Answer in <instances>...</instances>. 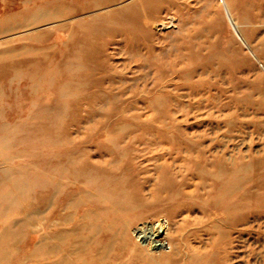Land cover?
Returning a JSON list of instances; mask_svg holds the SVG:
<instances>
[{"label":"rangeland","instance_id":"rangeland-1","mask_svg":"<svg viewBox=\"0 0 264 264\" xmlns=\"http://www.w3.org/2000/svg\"><path fill=\"white\" fill-rule=\"evenodd\" d=\"M156 1L143 17L134 13L131 30L97 19L114 6L4 30L21 10L41 16L43 0H0V128H15L11 144L0 145V174L22 175L33 190L22 210L0 219V233L14 224L7 245L17 254L4 264L37 262L24 254L43 239V166H170L189 182L186 191H199L197 167L235 168L253 194L243 219L231 228L195 204L178 209L158 238L216 243L225 262L264 264V0ZM86 30H94L93 45L75 57ZM27 57L39 59L43 73L5 66ZM30 126L51 136L31 143Z\"/></svg>","mask_w":264,"mask_h":264},{"label":"bare ground","instance_id":"bare-ground-1","mask_svg":"<svg viewBox=\"0 0 264 264\" xmlns=\"http://www.w3.org/2000/svg\"><path fill=\"white\" fill-rule=\"evenodd\" d=\"M69 2L43 0L41 16L21 10L11 17L17 18L18 24L7 26L6 23L3 29L22 28L53 18L72 20L87 11L114 6L112 10L115 11L99 15L97 19L102 22L110 19L115 27L131 30L135 24L138 25L135 12L142 10L143 17L148 10L158 7L155 6L156 0ZM93 19L76 23L79 29L74 34L81 35L82 27H89ZM83 34L78 45L72 48L74 56L89 50L87 45H91L94 30H86ZM27 58L7 61L5 66L21 76L24 73L30 76L43 73L39 59ZM11 130H15L14 126L0 128V131L6 132L0 136L1 146L11 144ZM26 131L31 143L44 142L51 136L39 134L42 128L38 126H30ZM170 168L43 166V239L39 238L35 248L25 253L24 257L27 261L37 260L34 264H231L220 258L217 250L220 247L216 243L203 248L197 244L181 245L178 235L170 237L167 244L158 237L163 232V225H171L178 209L186 207L190 210L195 204L201 208L203 217H215L232 228L251 211L253 194L247 187H241L243 182L237 171L229 166H215L208 170L197 167L198 181L194 185L199 191H186L189 182L183 175L179 179L175 177L177 173ZM31 186L22 175L7 170L1 172L0 219L6 222L12 212L23 209L22 201L33 192ZM238 190L241 192L238 193ZM205 193L207 200L204 202ZM158 221L162 225H156ZM13 225H5L1 230L0 264L16 258V248L7 245L10 241L8 237L14 234ZM211 227L221 238H225V230L220 229V225ZM187 236L198 239L195 230L188 231Z\"/></svg>","mask_w":264,"mask_h":264}]
</instances>
